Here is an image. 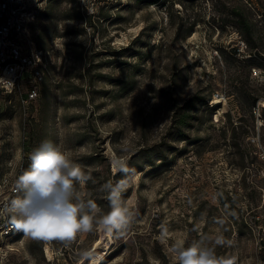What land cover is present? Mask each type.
Listing matches in <instances>:
<instances>
[{"label": "rangeland", "instance_id": "1", "mask_svg": "<svg viewBox=\"0 0 264 264\" xmlns=\"http://www.w3.org/2000/svg\"><path fill=\"white\" fill-rule=\"evenodd\" d=\"M41 8L31 35L51 56L40 99L0 103V205L49 140L91 177L75 188L99 215L103 185L126 179L132 221L69 243L0 234V264H179L172 246L200 240L233 264H264V0Z\"/></svg>", "mask_w": 264, "mask_h": 264}, {"label": "clouds", "instance_id": "2", "mask_svg": "<svg viewBox=\"0 0 264 264\" xmlns=\"http://www.w3.org/2000/svg\"><path fill=\"white\" fill-rule=\"evenodd\" d=\"M29 168L15 182L17 197L0 208V219L15 230L36 240H59L69 243L78 233L99 229L105 233L126 230L132 221V213L122 200L127 180L103 185L107 193L110 211L99 215V208L92 199H84L77 193L75 183L84 184L91 179L80 165L52 141L45 140L30 156ZM113 167L128 174L127 161L114 158ZM38 190L46 199L35 200L31 193ZM214 245L231 244L223 236L214 239ZM179 264H233L232 258L218 257L215 248L204 240L188 247L183 243L172 246Z\"/></svg>", "mask_w": 264, "mask_h": 264}, {"label": "built area", "instance_id": "3", "mask_svg": "<svg viewBox=\"0 0 264 264\" xmlns=\"http://www.w3.org/2000/svg\"><path fill=\"white\" fill-rule=\"evenodd\" d=\"M46 1L0 0V103L18 96L27 107L40 99L51 55L37 47L31 28L43 14L41 7ZM12 192L16 194L15 188ZM14 231L5 219H0L1 235Z\"/></svg>", "mask_w": 264, "mask_h": 264}, {"label": "trees", "instance_id": "4", "mask_svg": "<svg viewBox=\"0 0 264 264\" xmlns=\"http://www.w3.org/2000/svg\"><path fill=\"white\" fill-rule=\"evenodd\" d=\"M35 23H36V22H35ZM35 23H34V24H35ZM34 24L32 25L31 31H32V29H33ZM36 45H37V44H36Z\"/></svg>", "mask_w": 264, "mask_h": 264}]
</instances>
